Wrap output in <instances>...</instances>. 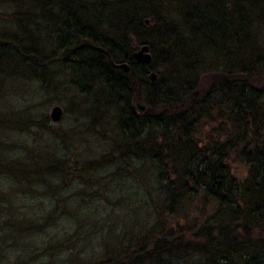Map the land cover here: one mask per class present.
<instances>
[{
    "label": "trees",
    "instance_id": "trees-1",
    "mask_svg": "<svg viewBox=\"0 0 264 264\" xmlns=\"http://www.w3.org/2000/svg\"><path fill=\"white\" fill-rule=\"evenodd\" d=\"M143 45L148 65L133 58ZM54 63L85 81V157H96L71 164L55 142L24 145L32 128L62 145L79 133L0 113L1 247L74 221L94 205L90 187L151 167L157 197L131 190L141 230L92 264H264V0H0V92L42 88ZM193 197L206 207L185 228L150 217L151 202L172 217Z\"/></svg>",
    "mask_w": 264,
    "mask_h": 264
},
{
    "label": "rangeland",
    "instance_id": "rangeland-1",
    "mask_svg": "<svg viewBox=\"0 0 264 264\" xmlns=\"http://www.w3.org/2000/svg\"><path fill=\"white\" fill-rule=\"evenodd\" d=\"M45 78L42 88L26 89L20 85L14 87L16 89H11L14 92L12 97L7 92H2L4 89L2 88L0 113L21 108L28 109L34 114L44 113L48 116L49 125L53 130L60 134L79 133L78 139L70 143L65 138L62 145L58 140L54 141L53 137L48 138L46 135H41L37 128H32L31 133L21 136L23 138L17 141L28 146L36 142L40 148L47 143L55 142V145L68 156L71 164L76 160L96 157H85L87 148L85 146V107H87L84 94L85 81L73 79L59 63H54L46 70ZM169 79L171 76L167 73L165 81ZM22 98H24L23 102ZM54 106H59L63 110L62 118L58 123L51 122L49 117ZM227 166L230 176L236 182L243 183L248 175L246 166L240 160L231 161ZM153 177L150 167L149 173L137 177L134 184L130 180L119 179L118 183L113 181L107 183L105 188L96 185L90 187L88 192L91 193L90 199L94 200V205L86 208L85 215L78 214L74 221L54 225L44 234L29 240L22 237L16 242L15 238L4 239L2 247L0 243V264H8V261L9 264H92L116 253L123 244L128 243L126 238L136 235L141 230V224L144 223L145 213L139 212L140 207L135 203V198H132L131 190L137 194L146 193L151 198L157 197ZM203 205V200L199 197L185 199L173 216L168 217L158 202H151L149 214L152 218L157 217L166 220V223H171L174 227L183 228L200 216L202 208L206 207ZM23 215L30 218V213ZM9 246L15 251L10 259L2 252ZM18 256H21L19 260L16 259Z\"/></svg>",
    "mask_w": 264,
    "mask_h": 264
},
{
    "label": "water",
    "instance_id": "water-1",
    "mask_svg": "<svg viewBox=\"0 0 264 264\" xmlns=\"http://www.w3.org/2000/svg\"><path fill=\"white\" fill-rule=\"evenodd\" d=\"M145 24L149 25V21L145 20ZM133 58L135 60L136 63L141 64V65H148L151 63L152 61V56L150 54V49L147 45H143L140 47L139 50H137L134 54H133ZM119 69H122L124 72H129V67L126 64H120L116 66ZM148 79L150 82H154L155 80H157V74L155 72H150L148 74ZM140 109L144 110L143 107H139ZM63 115V110L59 107V106H54L51 109L50 112V120L53 123H58Z\"/></svg>",
    "mask_w": 264,
    "mask_h": 264
}]
</instances>
